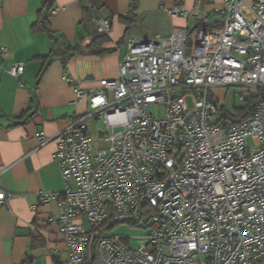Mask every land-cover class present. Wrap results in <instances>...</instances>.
<instances>
[{
	"label": "built area",
	"instance_id": "1",
	"mask_svg": "<svg viewBox=\"0 0 264 264\" xmlns=\"http://www.w3.org/2000/svg\"><path fill=\"white\" fill-rule=\"evenodd\" d=\"M86 4L98 33H109L110 20ZM168 12L202 24L130 37L118 76L100 87L86 92L67 77L89 110L55 136L64 191L40 194L59 203L48 221L63 235L65 264L264 263V0H226L212 26L199 8ZM8 51L0 47V62ZM233 85L262 91L253 115L210 123L213 88ZM98 119L105 130L95 137ZM8 197L0 189V206ZM120 222L150 228L146 244L127 245L111 231Z\"/></svg>",
	"mask_w": 264,
	"mask_h": 264
},
{
	"label": "crops",
	"instance_id": "2",
	"mask_svg": "<svg viewBox=\"0 0 264 264\" xmlns=\"http://www.w3.org/2000/svg\"><path fill=\"white\" fill-rule=\"evenodd\" d=\"M44 2L0 0V47L9 50L0 62V189L9 196L0 206V264H26L29 258L33 264L66 260L60 228L48 221L58 214L59 203H44L40 194L64 191L55 136L74 115L89 110V95L77 100L67 77L86 92L100 87L101 80L118 76L130 37L168 38L175 29L190 32L202 24L193 15L173 16L169 9L199 8L208 12L212 26L220 23L219 11L226 6V0H102L101 14L111 22L104 46L112 50L89 54L98 31L87 19L83 0H53L49 11ZM132 13L135 20L127 27L120 17ZM43 19L48 28L38 30ZM69 45L81 53L64 61L62 53ZM45 58L49 64L41 72ZM14 62L25 65L19 77L7 70ZM23 113L26 122L19 119ZM32 224L38 226L36 232Z\"/></svg>",
	"mask_w": 264,
	"mask_h": 264
},
{
	"label": "trees",
	"instance_id": "3",
	"mask_svg": "<svg viewBox=\"0 0 264 264\" xmlns=\"http://www.w3.org/2000/svg\"><path fill=\"white\" fill-rule=\"evenodd\" d=\"M44 3L48 7V11H49L51 9V6L53 5V0H45ZM86 3H91V5L93 7L92 10L94 11V14L96 13L98 17H104L101 14V11H102V9L104 7L102 0H83V6H84V9H85V13H86V16L89 18L91 15L89 14L88 6H87ZM120 19L123 22L126 23L127 27H129L134 22L135 15L132 13V14H129L127 16H121ZM36 28L38 30L47 29L48 25H47V22L45 21V19L41 20L37 24ZM108 35H109V33H107V34L97 33L96 36L94 37L92 43L90 44V46L87 48L86 53H89V54H92V53L93 54H104V53L110 52L112 49L107 48V47L104 46V44L109 41V36ZM58 50H60V49H58ZM75 53H81L80 49L77 48V47L69 45L68 48H67V51L62 53L64 61H67ZM47 60H49V56L47 57ZM47 60L45 58L46 62L44 64V67H43L41 72H43L46 69V67L48 66V64H49L47 62ZM261 94H262V91L257 90L256 94L247 96L244 99V104L234 108L233 110L226 109L225 106L217 99L216 102H217V105H218V113L220 115L219 120L220 121H229V122L235 123V122H239V121L248 119L250 116L253 115V111L255 109L256 103L258 102L259 98L262 96ZM25 113H23V115H21L19 117L21 122H26L27 119H28V117L26 118V115H24ZM122 223H124V222H122ZM125 223H129V222H125ZM130 224L139 225V223L138 224L137 223H130ZM116 225L117 224H115L114 226H116ZM55 263L56 264H65V261H63L60 258H58L55 261ZM26 264H33L32 263V259H30V258L27 259L26 260ZM88 264H98V262L93 261V262H90Z\"/></svg>",
	"mask_w": 264,
	"mask_h": 264
},
{
	"label": "rangeland",
	"instance_id": "4",
	"mask_svg": "<svg viewBox=\"0 0 264 264\" xmlns=\"http://www.w3.org/2000/svg\"><path fill=\"white\" fill-rule=\"evenodd\" d=\"M185 91L176 90L174 95H182ZM256 94L255 89H250L242 86H229V87H215L213 88L211 95L216 97L228 110H233L234 108L244 104V99L249 95ZM187 102L191 106L193 105V99L191 96L187 97ZM151 112L155 116L159 115V108L156 106L151 107ZM220 118L219 113H214L210 118V123H217ZM93 135L99 137L100 132L105 130V124L102 119L93 120L92 123ZM250 144L252 140L249 139ZM87 224L86 226H88ZM114 234H118L123 237L124 242L131 247H138L146 244L145 236L150 232V228H146L144 224L134 225L130 223H118L111 230Z\"/></svg>",
	"mask_w": 264,
	"mask_h": 264
}]
</instances>
